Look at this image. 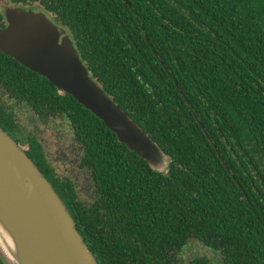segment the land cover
<instances>
[{"label":"trees","instance_id":"16d2710c","mask_svg":"<svg viewBox=\"0 0 264 264\" xmlns=\"http://www.w3.org/2000/svg\"><path fill=\"white\" fill-rule=\"evenodd\" d=\"M6 2L0 30L6 9L45 14L167 158L164 171L152 168L72 97L0 52L1 118L15 109L4 96L35 114L56 111L84 146L92 201L44 177L98 264H264V0Z\"/></svg>","mask_w":264,"mask_h":264},{"label":"water","instance_id":"95a60500","mask_svg":"<svg viewBox=\"0 0 264 264\" xmlns=\"http://www.w3.org/2000/svg\"><path fill=\"white\" fill-rule=\"evenodd\" d=\"M0 52L72 97L152 168L167 158L89 76L67 32L43 13L6 9ZM0 259L4 264H98L37 165L0 127Z\"/></svg>","mask_w":264,"mask_h":264},{"label":"flooded vegetation","instance_id":"af4514ba","mask_svg":"<svg viewBox=\"0 0 264 264\" xmlns=\"http://www.w3.org/2000/svg\"><path fill=\"white\" fill-rule=\"evenodd\" d=\"M4 4L8 5L6 0ZM10 6L11 4H9ZM32 8L35 13H41L35 11L38 9L33 6ZM25 10H30V8ZM3 22L4 26L7 27L5 18H3ZM67 36L70 39L68 33ZM3 98L6 99L8 104H12L15 109L11 112L12 117L10 116L9 122L4 121L0 115V127L27 155L30 154L39 170L42 169L40 171L43 175L51 174L54 179L59 180L61 185L70 182L74 193L81 202L88 203L90 200L92 201L95 196L94 184L90 172L81 166L85 153L84 146L75 135L71 122L56 111H50L47 114H40V111H38V114H35L33 110L28 108L26 103L14 101L6 96ZM18 106L24 107L21 113L16 111ZM32 139H35L40 145V147L35 146L36 151L32 147ZM77 180L81 181L82 192L77 190ZM86 190H89V192H86ZM196 248L192 246L190 254H204L205 249L197 251ZM0 264H3L1 259Z\"/></svg>","mask_w":264,"mask_h":264},{"label":"rangeland","instance_id":"374dc122","mask_svg":"<svg viewBox=\"0 0 264 264\" xmlns=\"http://www.w3.org/2000/svg\"><path fill=\"white\" fill-rule=\"evenodd\" d=\"M1 3H4V1L3 0H1ZM24 109V107L22 108V107H20V106H18V108H16V111L17 112H19V113H21L22 112V110ZM55 140H56V138H55ZM77 183H78V191L79 192H82L83 191V186L82 185H80L81 184V181L80 180H77ZM86 192H89V190H86ZM84 199V198H83ZM85 200V199H84Z\"/></svg>","mask_w":264,"mask_h":264}]
</instances>
